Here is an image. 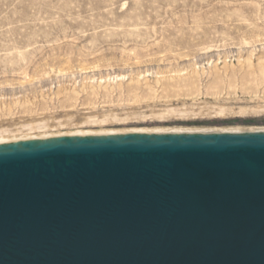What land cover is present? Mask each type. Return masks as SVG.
Wrapping results in <instances>:
<instances>
[{"label":"water","instance_id":"95a60500","mask_svg":"<svg viewBox=\"0 0 264 264\" xmlns=\"http://www.w3.org/2000/svg\"><path fill=\"white\" fill-rule=\"evenodd\" d=\"M0 264H264V107L0 144Z\"/></svg>","mask_w":264,"mask_h":264},{"label":"rangeland","instance_id":"374dc122","mask_svg":"<svg viewBox=\"0 0 264 264\" xmlns=\"http://www.w3.org/2000/svg\"><path fill=\"white\" fill-rule=\"evenodd\" d=\"M219 107H264V0H0V129L113 131Z\"/></svg>","mask_w":264,"mask_h":264},{"label":"bare ground","instance_id":"6f19581e","mask_svg":"<svg viewBox=\"0 0 264 264\" xmlns=\"http://www.w3.org/2000/svg\"><path fill=\"white\" fill-rule=\"evenodd\" d=\"M227 109L224 107H219L215 110V114L226 113ZM169 114H174L176 111L174 109L169 110ZM109 119L107 117L103 119H88L86 124H98L103 125L107 123ZM47 124L45 122L28 123L21 125L15 130H10L8 128L0 129V144L25 141V140H42L50 139L61 136H82L88 134H95L101 132H107L105 130L101 131H74V132H57V133H46Z\"/></svg>","mask_w":264,"mask_h":264}]
</instances>
